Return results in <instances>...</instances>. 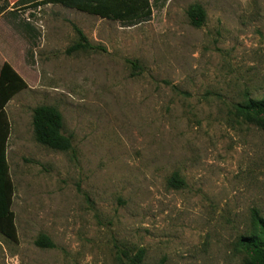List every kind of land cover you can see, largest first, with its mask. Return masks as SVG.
Returning a JSON list of instances; mask_svg holds the SVG:
<instances>
[{"label": "rangeland", "instance_id": "rangeland-1", "mask_svg": "<svg viewBox=\"0 0 264 264\" xmlns=\"http://www.w3.org/2000/svg\"><path fill=\"white\" fill-rule=\"evenodd\" d=\"M16 1L0 0V68L26 83L4 108L16 240L0 235V264H129L140 251V264H264L238 245L257 231L251 212L264 219V116L238 109L264 99V0L150 1L131 25ZM71 25L103 51L66 55ZM42 105L71 151L34 141ZM41 235L54 248L35 247Z\"/></svg>", "mask_w": 264, "mask_h": 264}, {"label": "trees", "instance_id": "trees-1", "mask_svg": "<svg viewBox=\"0 0 264 264\" xmlns=\"http://www.w3.org/2000/svg\"><path fill=\"white\" fill-rule=\"evenodd\" d=\"M81 1V0H78ZM92 7L84 8L72 4L70 0H66L68 6L80 12L98 15L104 19L123 21L131 25L139 20L130 21L135 16L144 14L161 0H84ZM151 1V6H150ZM165 1V0H163ZM45 4L38 0H17L12 6L17 7H39ZM111 5V8L108 6ZM13 13V11H10ZM189 24L193 28H201L205 22V12L199 5L190 7L186 11ZM22 27L26 33H30L33 29L26 22ZM72 30L77 36V41L72 44L66 51V55H71L80 51L102 52L103 49L98 46L91 45L81 30L71 25ZM26 88V83L20 76L7 64L4 63L0 68V235L6 239L15 241L16 232L13 223V213L11 211L13 198V185L9 178L8 165L6 162V142L9 137V122L6 117L4 108L8 102L20 91ZM241 114H255L264 116V99L255 101L248 99L238 107ZM32 133L34 141L40 146L56 151H71V140L62 134L63 122L62 116L53 107L38 106L32 110ZM170 185L181 186L182 181L174 175L170 179ZM251 221L257 229L256 232L248 236H242L238 239V245L241 248L249 250L252 254L264 255V219L259 216L256 210L251 212ZM34 246L40 249H52L54 245L45 236L41 235L34 241ZM143 258V252L140 251L137 257L129 259V264H140Z\"/></svg>", "mask_w": 264, "mask_h": 264}]
</instances>
